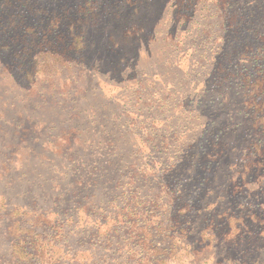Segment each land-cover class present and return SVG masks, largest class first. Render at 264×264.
Instances as JSON below:
<instances>
[{
    "label": "rangeland",
    "instance_id": "rangeland-1",
    "mask_svg": "<svg viewBox=\"0 0 264 264\" xmlns=\"http://www.w3.org/2000/svg\"><path fill=\"white\" fill-rule=\"evenodd\" d=\"M17 1L11 6L3 0L0 7V41L5 37L4 12L27 16L33 27L55 26L56 22L41 15L45 10L51 17L63 16L55 28L57 46H51L70 53L67 61L49 58L40 64V77L31 85L27 77L8 78L6 64L11 54L0 46V201L10 197L14 208L28 215L35 209L51 208L56 229L67 234L52 249L64 260L76 236L77 242H88L81 239L80 230L94 222L77 220L72 224L77 229L72 225L66 229L63 223L76 219L83 204L96 206V214L109 211L120 192L118 181L128 176L132 164L146 161L150 188H166L167 193L179 186L188 197L187 207L176 220L166 221L165 229L157 220L161 230L152 232V244L159 260H168V264H264V134L260 133L264 122L255 125L252 119L261 120L264 113L259 105L264 103V84L259 83L264 63L258 55L264 51V34L259 35L264 33V0H234L233 10L241 17L224 16L212 0H193L184 23L172 22V0H138V5L136 0ZM247 12L252 14L249 26L236 29ZM131 13L141 18L146 31L127 38L123 18ZM77 32H82L80 41L73 38ZM18 42L10 43L12 52L21 48ZM67 44L69 48H64ZM123 52L127 60L120 71L113 69ZM199 54H205L206 60L195 67L191 63ZM226 56L231 57L230 63ZM219 64H230V71L220 68L216 76ZM241 76L251 84L248 88ZM151 77L157 79L159 98L151 103L134 99L123 106L128 93L122 81L132 80L139 86ZM28 91L31 96L25 97ZM19 93L23 104L13 99ZM168 99L189 100L191 116L177 113L173 103L163 107L162 101ZM96 110L93 130L86 131L85 125L78 128L80 148L72 146V135L59 148L47 145L50 124L57 122L62 128L63 120L77 123L78 117ZM155 114L160 124L149 137V122ZM11 119L13 128L5 123ZM92 137L101 141L98 150L82 149ZM187 154L191 157L186 158ZM175 166L180 171L173 181L167 175ZM168 179L166 186L160 184ZM10 205L9 201L0 204L4 228L13 223ZM154 208L150 215L157 212ZM7 239H0L4 254L14 236ZM171 243L176 245L174 253L163 252ZM72 247L80 256L99 253L96 247Z\"/></svg>",
    "mask_w": 264,
    "mask_h": 264
},
{
    "label": "trees",
    "instance_id": "trees-1",
    "mask_svg": "<svg viewBox=\"0 0 264 264\" xmlns=\"http://www.w3.org/2000/svg\"><path fill=\"white\" fill-rule=\"evenodd\" d=\"M14 1L16 3L18 2L17 0H9L11 6L14 4ZM212 1L218 4L217 6L219 9H221L224 16H242V14H236V12H234V0ZM136 2V5L140 4V1L136 0ZM172 2L173 3L170 6L172 22L178 19L179 22L184 23L186 21V14L189 12L188 10L190 9L193 0H172ZM2 3L3 0H0V7ZM137 9L138 8H135L133 12H135ZM3 14H5L6 17L3 18V23L1 26L3 30L2 32H4V36L7 39L5 37L3 39L1 38L3 41H0V46L6 47L5 49L7 52L11 54L9 55L11 60L6 64L9 79L15 81L19 80V78L24 80V78L27 77L32 79L31 85H33L36 78L40 77V72L42 71L43 67L39 65L43 64L44 61H47L49 58L52 60H55V58L61 59L62 61L69 60L70 52H58L55 48H53V45H55V41L58 37L57 34H55V28L57 25H59L61 20L63 21V16L51 17V13L44 10V13L41 15H43V17L46 19H49L50 22H56V25L49 27H33L30 25L28 17L23 14L20 16L15 13H12L11 16H8L7 12H4ZM251 15V13L247 12L244 16V19L240 20L237 24V27L235 28L237 29L238 26L241 27L244 24L249 26L250 23L248 19H251ZM134 17L135 14L131 13L129 15H125L123 18V26L125 27L124 33L127 38H130L133 35L136 37L140 36L146 31L145 25L141 18L135 19ZM10 19H14V22H8ZM226 21L228 22V20ZM263 34L264 33H260L259 35L261 36ZM60 36L61 35H59V37ZM82 37V32H77L76 35L73 36V38L78 39V41H80ZM261 39L264 40V36H261ZM14 41H19V47L21 46L17 52H12L13 44L10 43H14ZM51 44L53 45L51 46ZM56 46L57 45H55V47ZM64 48H69V45H65ZM262 49H264V46H262ZM258 55L261 57L260 59L264 63V51L258 53ZM126 56V52H123L121 58L113 65V69H118V71H120L123 62L127 60ZM225 58V61L230 63L231 57L226 56ZM193 59L194 62L191 64L195 67H198L203 61L206 60L205 54H199L196 57H193ZM218 67L219 68L215 74L216 76H219L220 72L218 71H220V68L225 67L227 71H230L231 65L229 64L228 66H225L224 64H219ZM259 74L261 77V81H259V83L263 85L264 66L259 70ZM242 77L248 88V85L251 84H249L247 78L241 76V78ZM129 78L131 77L129 76ZM156 80V77H151L150 79L142 81V83L138 86L137 84L133 83L132 80L124 79L122 82L126 83L124 90L127 91L128 95L126 96V100L124 103H122V105L127 107L134 99H140V101L146 103H151L153 99L157 100L159 98V94L158 90L156 89ZM196 80L198 79H195V81ZM222 82H224V79L218 81V84L221 86L223 85ZM256 83L257 82L255 81L254 84ZM30 93L31 92L28 91L24 96L30 97ZM34 93L37 94L38 92ZM141 95H144V98H142ZM13 99H15V101H19L22 104L25 103V100L20 93L17 96H14ZM188 102L189 100L186 99L177 101L168 99L164 102L162 101V106L165 107V105H167L171 107V104L173 103L172 108L177 113L184 112L186 116L190 117L191 109L189 108L190 106ZM26 104L28 107V103ZM13 105L14 104L12 103L10 104V106ZM259 105L263 106L264 110V103H259ZM75 110L76 109H73V111ZM82 113L83 112H80L79 115ZM98 113L99 110H96V112L89 114L88 116L85 115L82 118L78 117L77 123H75L74 120L70 121L65 119L61 123L62 128H59L60 123L53 122L47 128L48 133H50V135H47V145L54 147V149L59 148L62 146V144H65L64 142H66V140L70 138V135H72V146L75 145L80 148L78 145L79 138L81 137L80 131L78 129L79 126L81 128L85 125L86 127L84 129L86 131L89 128L93 130V125L96 124L98 119ZM118 113L119 120H122L124 116L120 113V111ZM75 116L77 117L78 115L75 114ZM262 116L263 118L261 120L257 119L255 116H252L255 125L264 122V113ZM160 120L161 118L158 114H155V116L150 120V129H148L149 137L153 135L152 129L154 126H158L160 124ZM142 121L140 124H142ZM5 123L8 124V126L10 125L11 128L14 127V121L12 119L6 121ZM132 127L133 126L131 124V128ZM254 128L252 127L253 130ZM138 130L141 131V127H138L137 131ZM260 133L262 135L264 134V125L261 127ZM87 134H90V131L87 132ZM100 142L101 141H97L95 137H92V139H89L88 142L85 143V147H82V149L95 152L98 150L97 147L100 145ZM142 146L145 147L143 144ZM138 153L139 152L137 151L134 156ZM190 157L191 155H186V158ZM128 169V178H124V181L122 179L118 181L117 188L120 190V192L118 196H116L112 201L113 206L109 207V211L103 210L100 214L99 210L96 214V206L92 204H83V206L77 210V218L74 219L76 221L70 218V220L63 223V227L65 226L67 229V226L77 224V220H82L83 218H87L88 220L94 222L91 226H82L80 230V233H82L80 236L81 239L87 238L88 242H77L79 236H76V238L72 240L71 245H68L71 246L69 248L71 253H68V258L64 260H61V257H57L56 253L52 250L58 243H60L61 240H65L64 237L65 235L67 236V234L64 232L65 230L63 231L59 228L56 229L58 224L54 220L51 208H46L45 210L43 206L44 211L35 209L32 211L35 213L33 216L31 211L29 213L30 215H28L18 211V207V210L14 208L15 206H13L11 203L13 200L12 198H1V205L2 203L9 201V205L11 204L10 207L12 208L9 211L12 210L11 216L13 215L14 217L12 216V225H8L4 228L0 223V239H7L8 237L13 238L14 236V241L10 239L11 244L9 245L5 254L1 253L0 251V264H66L67 261H69V264H72V261L77 259L81 261V264H168V260L163 258L161 260L158 259L159 251L156 250V247L154 244H152V232L157 231L159 227H161L159 226L160 224L157 220L161 221L163 225L162 229L167 227V224L165 225V223L169 219L170 221L176 220L177 214L187 207L186 203L188 201V197L183 192L178 190L180 188L179 186H177L174 191L170 190L167 193L166 188L161 189V191L159 189L150 188L148 184L149 176H147L150 167L146 161L142 162V164H139V166L132 164ZM179 171V166H175L172 171H169L167 176H170L169 178L175 181L174 174H177ZM179 179L180 177L177 178L176 181H179ZM168 182L169 179L167 181L160 182V184L162 186H166ZM140 183H143L144 187H139ZM37 186L40 187L39 184H37ZM23 193L24 192H22V194ZM169 197V201L162 203V200L168 199ZM152 208H157V212L154 215H150ZM79 215H81L80 218ZM147 220H151L152 222L148 224L146 222ZM188 222H186V224ZM188 225L192 227L193 222H189ZM74 229L77 228L74 227ZM160 230L161 229H159L158 232ZM70 231H68V233ZM182 232H185L184 228ZM19 234L23 236L20 237ZM1 240L0 248L4 243L1 242ZM53 240H56L55 243ZM72 245H75V248H78L79 246L81 249L84 246L92 248L96 247L99 253H94V251H92L91 254H83L80 256L78 252L73 253L74 248ZM175 249L176 245L171 243V245H169L167 249L163 250V252L172 254L174 253ZM138 252H141L140 255L137 254Z\"/></svg>",
    "mask_w": 264,
    "mask_h": 264
}]
</instances>
